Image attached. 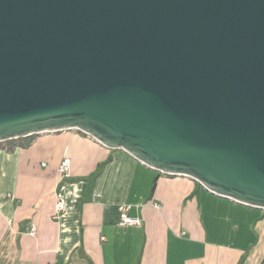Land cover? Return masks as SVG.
<instances>
[{
    "label": "water",
    "instance_id": "water-1",
    "mask_svg": "<svg viewBox=\"0 0 264 264\" xmlns=\"http://www.w3.org/2000/svg\"><path fill=\"white\" fill-rule=\"evenodd\" d=\"M70 130L264 209V0H0V143Z\"/></svg>",
    "mask_w": 264,
    "mask_h": 264
},
{
    "label": "crops",
    "instance_id": "crops-1",
    "mask_svg": "<svg viewBox=\"0 0 264 264\" xmlns=\"http://www.w3.org/2000/svg\"><path fill=\"white\" fill-rule=\"evenodd\" d=\"M125 208L140 225H119ZM0 264H264V209L80 131L40 134L0 148Z\"/></svg>",
    "mask_w": 264,
    "mask_h": 264
},
{
    "label": "built area",
    "instance_id": "built-area-1",
    "mask_svg": "<svg viewBox=\"0 0 264 264\" xmlns=\"http://www.w3.org/2000/svg\"><path fill=\"white\" fill-rule=\"evenodd\" d=\"M70 165V159L65 158L60 165V171L65 172L68 170V167ZM66 210V201L61 199L57 203V212L60 213L62 211ZM141 224V219L138 217H132L128 214V208L123 209L120 215V221L119 225L121 226H127V225H140ZM31 234H35L36 228L32 227L30 229Z\"/></svg>",
    "mask_w": 264,
    "mask_h": 264
},
{
    "label": "trees",
    "instance_id": "trees-1",
    "mask_svg": "<svg viewBox=\"0 0 264 264\" xmlns=\"http://www.w3.org/2000/svg\"><path fill=\"white\" fill-rule=\"evenodd\" d=\"M35 136L36 135H32V136L25 137V138H19V139L10 140L7 142H2L0 143V148L13 151L17 147H27L32 143ZM112 159H113V156L111 155L106 162H104L103 164L99 166V169L97 170L94 176H97L98 174H100L103 166L108 164Z\"/></svg>",
    "mask_w": 264,
    "mask_h": 264
}]
</instances>
